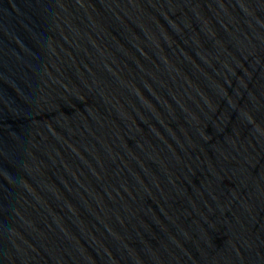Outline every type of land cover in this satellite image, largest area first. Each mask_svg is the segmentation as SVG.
<instances>
[{
  "label": "water",
  "instance_id": "obj_1",
  "mask_svg": "<svg viewBox=\"0 0 264 264\" xmlns=\"http://www.w3.org/2000/svg\"><path fill=\"white\" fill-rule=\"evenodd\" d=\"M0 264H264V0H0Z\"/></svg>",
  "mask_w": 264,
  "mask_h": 264
}]
</instances>
